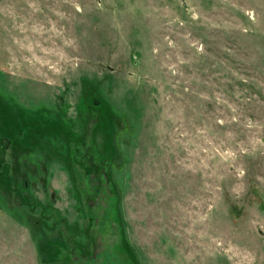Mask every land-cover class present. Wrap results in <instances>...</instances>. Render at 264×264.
I'll return each instance as SVG.
<instances>
[{
  "label": "rangeland",
  "instance_id": "obj_1",
  "mask_svg": "<svg viewBox=\"0 0 264 264\" xmlns=\"http://www.w3.org/2000/svg\"><path fill=\"white\" fill-rule=\"evenodd\" d=\"M0 264H264V0H0Z\"/></svg>",
  "mask_w": 264,
  "mask_h": 264
},
{
  "label": "trees",
  "instance_id": "obj_2",
  "mask_svg": "<svg viewBox=\"0 0 264 264\" xmlns=\"http://www.w3.org/2000/svg\"><path fill=\"white\" fill-rule=\"evenodd\" d=\"M23 135H25V133L23 134ZM20 137H22V135H19V140H18V144H19V146H15V148L12 150V156L14 157L13 159H12V162H18V159H17V157L20 155V154H22V153H24V152H26V151H29V148L28 147H26V146H24V145H21L20 144ZM20 162V161H19ZM13 166L15 167V171H18V169H19V166L18 165H14L13 164ZM29 169V168H28ZM82 169V168H81ZM83 169H84V175H85V177L87 178V176L86 175H88L89 174V172L91 171V170H93L94 172H96L97 171V173H98V181L100 180V174L102 173V174H104L105 172L103 171V166H102V163H99V164H94V162H86V165L84 164V166H83ZM29 171H31L30 169H29ZM89 171V172H88ZM32 172V171H31ZM30 173V172H29ZM92 174H94V173H92ZM89 182V181H88ZM96 187H98V185L96 186ZM95 187V188H96ZM36 207V206H35ZM39 209H40V212L41 211H44V207H40L39 206ZM38 211V209H36V212ZM39 212V213H40ZM44 214V213H43Z\"/></svg>",
  "mask_w": 264,
  "mask_h": 264
}]
</instances>
